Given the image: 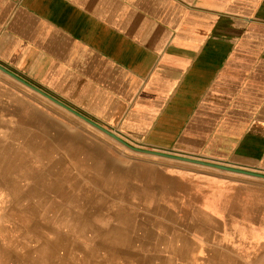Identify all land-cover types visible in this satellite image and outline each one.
Returning <instances> with one entry per match:
<instances>
[{
  "label": "crops",
  "instance_id": "0c3cea01",
  "mask_svg": "<svg viewBox=\"0 0 264 264\" xmlns=\"http://www.w3.org/2000/svg\"><path fill=\"white\" fill-rule=\"evenodd\" d=\"M0 65L134 147L264 175V0H0ZM136 163L108 200L45 197L70 223L30 264H264V179ZM119 196L204 218L132 239Z\"/></svg>",
  "mask_w": 264,
  "mask_h": 264
},
{
  "label": "rangeland",
  "instance_id": "374dc122",
  "mask_svg": "<svg viewBox=\"0 0 264 264\" xmlns=\"http://www.w3.org/2000/svg\"><path fill=\"white\" fill-rule=\"evenodd\" d=\"M138 160L152 161L167 171L172 166H183L207 175L234 176L213 168L182 165L185 162L135 152L0 71V264H30L27 256L36 238H53L54 234L59 237L66 233L64 227L69 226L71 216L61 213L62 210L51 216L54 230L41 225L47 217L45 197L55 199L66 193L88 199L87 204L100 197L112 198L117 187L112 186L113 175L129 164H138ZM99 169L106 171L104 182H98L97 177L103 172ZM48 175L51 177L45 181L49 186L42 179ZM116 202L127 214L136 216L133 225H138L130 235L137 240L171 239V235L191 228L203 217L188 213L161 218L134 199L119 196ZM159 223L166 225V229L164 225L153 226ZM176 223L181 228L172 226Z\"/></svg>",
  "mask_w": 264,
  "mask_h": 264
},
{
  "label": "water",
  "instance_id": "95a60500",
  "mask_svg": "<svg viewBox=\"0 0 264 264\" xmlns=\"http://www.w3.org/2000/svg\"><path fill=\"white\" fill-rule=\"evenodd\" d=\"M0 71L5 73L8 76L14 78L15 80L19 81L20 83L24 84L25 86L29 87L33 91L41 94L42 96H44L45 98L49 99L53 103H55V104L59 105L60 107L66 109L67 111H69L72 114L76 115L77 117H79L80 119L85 121L86 123L90 124L91 126L95 127L96 129L100 130L101 132L107 134L108 136H110L114 140L118 141L119 143H121L125 147H127V148H129V149H131V150H133L135 152L148 154V155H153V156H158V157H163V158L172 159V160H177V161H180V162L190 163V164H194V165H200V166L213 168V169H217V170H221V171H225V172H230V173H235V174H240V175H245V176H250V177H256V178L264 179V175L263 174H259V173H256V172H251V171L241 170V169H237V168H233V167H229V166H223V165H219V164L204 162V161L195 160V159H192V158L175 156V155L166 154V153H162V152L142 150V149L133 147L132 145L127 143L125 140H123L122 138L117 136L115 133L110 132L109 130L105 129L104 127L100 126L99 124L95 123L94 121L90 120L89 118L83 116L79 112H77V111L73 110L72 108L66 106L62 102L58 101L57 99H55L54 97L50 96L49 94H47L46 92L42 91L41 89L31 85L30 83H28L24 79L18 77L17 75H15L14 73H12L11 71L7 70L6 68H4L1 65H0Z\"/></svg>",
  "mask_w": 264,
  "mask_h": 264
},
{
  "label": "bare ground",
  "instance_id": "6f19581e",
  "mask_svg": "<svg viewBox=\"0 0 264 264\" xmlns=\"http://www.w3.org/2000/svg\"><path fill=\"white\" fill-rule=\"evenodd\" d=\"M26 112V111H25ZM31 118V117H30ZM4 133V132H3ZM6 133V132H5ZM8 133V132H7ZM98 178V177H97ZM113 185V184H112ZM26 188V187H25ZM22 190V189H21ZM25 190V189H24ZM24 193V192H23ZM25 194V193H24ZM25 196V195H24ZM116 198V197H115ZM114 198V199H115ZM58 200V199H57ZM108 200V199H107ZM110 202V201H109ZM108 203V202H107ZM112 203V202H111ZM111 206V205H110ZM104 207V206H103ZM107 207V206H106ZM11 209H13V208H11ZM107 209V208H106ZM111 209H112V207H111ZM17 210H19V209H17ZM114 211V210H113ZM105 212H106V210H105ZM10 216V215H9ZM28 217V216H27ZM126 217V216H125ZM26 218V217H25ZM180 219V218H179ZM18 220V219H17ZM29 221H30V219H28ZM25 222H27V220L25 221ZM121 223V222H120ZM117 224V223H116ZM96 226V225H95ZM126 229V228H125ZM6 230V229H5ZM66 230V229H65ZM90 236V235H89ZM112 239V238H111ZM176 244V243H175Z\"/></svg>",
  "mask_w": 264,
  "mask_h": 264
}]
</instances>
